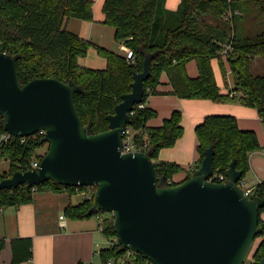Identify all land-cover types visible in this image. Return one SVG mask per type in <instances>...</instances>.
Here are the masks:
<instances>
[{"label": "trees", "instance_id": "1", "mask_svg": "<svg viewBox=\"0 0 264 264\" xmlns=\"http://www.w3.org/2000/svg\"><path fill=\"white\" fill-rule=\"evenodd\" d=\"M255 6L257 15L251 12ZM93 7V0H0V51L18 57L22 85L36 78L76 83L83 89L75 94V105L82 122L84 126L93 122L91 132L98 134L109 129L107 117L114 113L122 96L132 91L134 73L143 70L144 60L150 56L152 75L145 82L143 104L150 95L158 94L161 74L166 72L172 86L170 94L182 99L213 102L234 101L235 94H238L241 104L257 109L264 122V71L262 74L253 71L255 60H264V0H182L180 9L171 13L170 18L166 17L165 0H105L104 24L115 29L116 41L124 42L134 51L136 57L131 63L125 55L98 46L68 30L67 23L72 19L92 22ZM201 16L214 18L221 24L209 25ZM226 45H230L231 50L223 54ZM91 47L106 59L105 68L93 69L80 63ZM224 57L235 83V88L228 94L221 93L212 65L217 59L225 79ZM193 60L199 70L196 78L187 73V65ZM156 116L157 112L145 105L134 110L130 125L135 132L137 149L150 153L153 160L159 157L162 149L174 147L184 135L181 111H174L162 126L149 127L148 121ZM195 131L200 159L188 179L195 176L206 150L211 147L215 149L213 165L216 173L226 175L236 159L244 179L250 170V154L262 148L256 132L241 130L233 115H209ZM5 133L0 118V162H10L9 170L0 172V181L17 171H29L32 162L47 145L44 136L39 135L29 136L24 142L16 136L4 141L2 136ZM155 167L158 175L166 178L165 184L182 170L173 162L158 161ZM76 189L83 192L89 187H69L49 180L38 186L37 192H66L72 196ZM35 193L33 188L25 185L1 190L0 210L30 204ZM254 197L264 199V182L257 185L250 199ZM94 198L95 190L91 199L68 206L65 215L71 220H83L107 214L104 211L90 214ZM262 212L264 208L260 209L258 244L251 254L253 264L264 260ZM105 227L103 233L107 238L117 236L114 218L108 217ZM11 245V264L33 259L32 238L14 239ZM5 246V241H0V258ZM125 253L126 249L120 245L101 249L100 262L118 260ZM146 261L145 256L138 254L125 264H145Z\"/></svg>", "mask_w": 264, "mask_h": 264}, {"label": "water", "instance_id": "2", "mask_svg": "<svg viewBox=\"0 0 264 264\" xmlns=\"http://www.w3.org/2000/svg\"><path fill=\"white\" fill-rule=\"evenodd\" d=\"M18 57L0 52V115L5 130L16 137L45 131L48 150L36 170L17 171L0 181V191L38 187L52 180L69 187H96L94 206L112 213L123 248L154 264H245L253 251L264 199L248 198L242 171L234 159L226 182L214 175L215 149L205 152L194 177L165 186L150 153H123V133L131 112L143 103L145 82L152 75V58L134 73L132 91L122 96L107 117L109 129L93 134L75 105L83 92L74 82L36 78L19 80ZM259 264H264L262 260Z\"/></svg>", "mask_w": 264, "mask_h": 264}, {"label": "crops", "instance_id": "3", "mask_svg": "<svg viewBox=\"0 0 264 264\" xmlns=\"http://www.w3.org/2000/svg\"><path fill=\"white\" fill-rule=\"evenodd\" d=\"M93 1L94 20L92 22L85 21L86 25L76 23L77 26L72 31L81 35L82 38L87 35L88 40L104 48L107 43L115 42L119 49L114 52L125 55L126 44L116 41L115 29L104 24L103 6L105 0ZM181 4L182 0H165L166 17L177 12ZM201 17L209 25L218 26L221 24L214 18ZM70 23L71 20L67 23V28ZM108 27L113 31H110ZM87 32L88 34H86ZM223 59L227 68L225 79L217 59L212 61V65L221 93L228 94L235 88V83L231 68L225 57ZM82 65L85 66V64ZM105 66L100 65L102 68ZM187 73L192 78L199 76L196 61L188 63ZM157 91L158 94L150 95L145 103L146 106L157 112V116L148 121L149 127L162 126L174 111H181L183 115L184 135L174 147L162 149L159 157L154 160L155 163L158 161L173 162L181 167L182 170L171 179L174 185L188 179V176L195 172L198 165L200 154L196 126L202 123L207 116L220 114L233 115L237 118L241 130L256 132L262 148L250 154V170L242 180L244 188L253 190L260 182H264V122L257 109L241 104L238 94H235L234 101L226 102L182 99L177 95L170 94L172 86L166 72L161 74ZM68 196L70 195L66 192L59 194L36 192L32 203L0 210V241L6 243L1 254L0 264H11L13 258L11 242L18 238L30 237L34 243L33 259L21 264H79L85 261L88 263L94 255L98 254V248L105 244L106 237L100 228L98 217L83 220L69 219L65 215V209L79 203L73 202L71 196ZM61 216L65 217V226H61ZM261 219L264 222V212L261 214Z\"/></svg>", "mask_w": 264, "mask_h": 264}, {"label": "built area", "instance_id": "4", "mask_svg": "<svg viewBox=\"0 0 264 264\" xmlns=\"http://www.w3.org/2000/svg\"><path fill=\"white\" fill-rule=\"evenodd\" d=\"M228 50H231V46L230 45H226L224 47L223 54H226ZM125 56H126V59H127V61L129 63L134 62L135 57H136L134 51L131 48H129V47H127V49L125 50ZM144 106H145V104L141 103V104L136 105L135 109H137V108L141 109V108H144ZM133 112H131V115L133 114ZM0 118H2L3 122H4V117L0 115ZM35 135L45 136V131L44 130L39 131L38 133H36V134H34L32 136H35ZM134 136H135V132L131 129L130 125L127 126L126 130L123 133V149H122L123 153H129V152H133V151H140V150L137 149V147H136V145L134 143ZM12 137H15V136H13V135L9 134L8 132H6L2 136V139L4 141H8ZM20 138H21L22 142H24L27 137H20ZM43 156H44V150L40 151L39 152V156L32 162V168L30 170H36V169L39 168L40 162H41ZM226 180H227L226 175H223V174L215 172L214 175L210 178L209 181L215 182V183H221V182H226ZM164 185L165 186L172 185V181L170 180L167 184L164 183ZM241 188H242L244 194L248 198H250V196L253 194L254 190L250 189V188H244L243 180H242V183H241ZM37 189H38V187H33V191L34 192H37ZM88 190H89V192H84V191L82 192L80 189H76L75 193L76 194H85L87 199H91L93 197V190H95V193H96V187H89ZM107 215H110V214L107 213L105 215L98 216V220L100 222V228H101L102 231H104L105 228H106L105 227V221L108 218ZM109 217L114 218V215L113 216L110 215ZM61 220H62V225L61 226H65V217L61 216ZM109 239L110 240H109L108 247H116L118 245L121 246V244L118 241L117 236L111 237ZM136 255H138V253H136V252H134L132 250L126 249L125 255L123 257H121L120 259H118V260L110 259V260H108L106 262H99V263H96V264H125L127 260H130L131 258L135 257ZM145 264H154V263L151 260L147 259ZM249 264H253L252 259H251Z\"/></svg>", "mask_w": 264, "mask_h": 264}, {"label": "rangeland", "instance_id": "5", "mask_svg": "<svg viewBox=\"0 0 264 264\" xmlns=\"http://www.w3.org/2000/svg\"><path fill=\"white\" fill-rule=\"evenodd\" d=\"M251 12L254 14V15H257L258 14V8L255 6L253 8H251ZM258 18V17H257ZM202 19V17H201ZM262 18H260L259 20H261ZM261 22V21H260ZM76 23H80L81 25H86L85 21H82V20H77V19H72L71 20V23L69 25V28L68 30L73 32L72 29H74L77 24ZM110 29V31H113L112 28L108 27ZM81 34V33H80ZM88 34V32L86 33ZM79 35V34H78ZM81 36V35H80ZM83 38H86L87 39V35H84ZM108 50H111V51H114V50H118V45L114 43H107L106 45H104ZM106 59L104 57H102L100 54H98V51L96 50L95 47H91L87 53V55L84 57V58H81V63L82 64H85L86 67L88 68H93V69H103L102 67H100V65L102 66H107L106 64ZM105 66V67H106ZM254 73L255 74H262V72L264 71V60H261V59H256L255 62H254V69H253ZM48 150V144L46 145L45 149H44V154L47 152ZM10 168V162L8 160H2L0 162V172L1 173H4V172H7ZM84 192H89V190H86ZM70 197V196H68ZM71 199L73 202H76L77 204L78 203H81L84 199H86V195L85 194H74L71 196ZM110 215L113 216L112 213H109ZM110 215H107V217H109ZM94 219H95V216H93ZM109 238L105 237L104 239V242L105 244L104 245H101L99 248H98V254L94 255L92 257V259L89 260V262L87 263V261L85 262H82L83 264H96V263H99L100 262V249H104V248H107L108 245H109ZM258 244V241H256L255 245H254V248H253V251L255 250L256 246ZM253 251L250 253V255L248 256L245 264H249L251 259H252V253Z\"/></svg>", "mask_w": 264, "mask_h": 264}]
</instances>
